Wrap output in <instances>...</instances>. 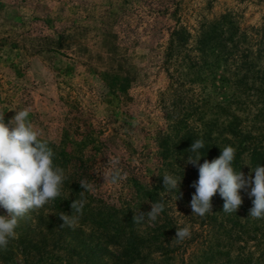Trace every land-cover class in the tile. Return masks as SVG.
<instances>
[{"label":"rangeland","instance_id":"obj_1","mask_svg":"<svg viewBox=\"0 0 264 264\" xmlns=\"http://www.w3.org/2000/svg\"><path fill=\"white\" fill-rule=\"evenodd\" d=\"M224 16L246 38L240 51L248 50L253 37L263 36L257 33L264 28V0H0V115L8 123L17 111L29 108L42 140L76 156L98 150L99 190L119 203L135 198L127 181L134 173L148 183L160 176L163 182L165 174L178 176L179 189L164 187L162 193L185 218L191 217L198 174L188 170L183 158L159 168L156 157V138L172 133L174 121L188 112L183 56L168 59L167 54L174 32L187 30L193 45L203 27ZM222 65L218 74L224 81L215 83L227 88L225 96L234 95L232 111L242 118L243 129L258 134L264 130V117L257 116L264 109V94L258 101L240 93L232 77L244 73L236 69L240 64L229 60ZM257 65L249 76L255 80L264 77V60ZM191 88L187 98L194 104L201 98L211 105L224 100L217 95L219 88L203 91L200 83ZM111 157L119 158L127 174L116 185L105 183L102 174ZM143 203L147 209L141 210L151 211V203ZM46 208L24 217L27 238L40 236L38 217ZM141 210L135 209L136 214ZM145 220L137 233L146 234L151 222ZM161 262L181 264V259ZM0 264L7 263L0 258Z\"/></svg>","mask_w":264,"mask_h":264},{"label":"trees","instance_id":"obj_2","mask_svg":"<svg viewBox=\"0 0 264 264\" xmlns=\"http://www.w3.org/2000/svg\"><path fill=\"white\" fill-rule=\"evenodd\" d=\"M259 32L263 35L261 39L253 37L245 51H240V46L246 38L239 36L238 27L228 16L203 27L193 45L188 43L190 33L187 30L173 33L167 55L168 59L183 56L181 64L187 68L183 83L190 86L184 95L188 96L191 86L200 83L203 91L213 88L215 92L219 88L217 95L224 100L211 105L201 98L194 104L192 99L185 97L186 116L174 121L172 133L156 138L159 168L175 158L187 161L189 155H194L188 149L196 139H203L205 143L200 150L201 164L205 159L211 161L219 157L225 146H232L236 149L233 167L246 178L251 173L254 179L252 169L264 166V130L258 134L244 130L242 118L232 111L237 102L234 95L225 96L227 88L216 84L224 81V76L218 74L223 62L233 60L240 64L236 69L244 72L238 73L241 77L232 76L236 78L240 93L249 99H263L264 77L258 80L249 77L255 72L257 61L264 60V28L257 34ZM235 97L239 98L238 95ZM257 116L264 117V109H259ZM49 146L55 152L54 163L65 170L68 179L61 196L46 204L47 212L38 217L40 236L27 238L22 224L27 215L19 220L15 229L17 237L9 241L7 248L0 249V258L7 264H161L165 258L176 257L181 259V264H264V219L249 217L254 199L249 198L250 187L241 190L243 203L237 212L224 213V201L217 193L212 198L210 213L185 218L184 212L163 195L161 176L159 182L156 179L154 183H148L134 173L127 181L132 183L135 201L119 203V200L106 198L99 190L98 150L76 156L65 147ZM187 166L192 174H198L196 167ZM161 171L159 169V173ZM82 180L94 182V188L81 189L79 183ZM80 199L86 200L82 211L72 209V202ZM143 201L164 204L157 221L150 220L146 234L137 233L138 223L133 222L135 209H147ZM62 212L76 218L71 226L64 225L65 230L59 219ZM0 215H6V212L0 209ZM185 226L190 227V237L174 239L176 229ZM19 231H23L22 234ZM145 250L152 253H145Z\"/></svg>","mask_w":264,"mask_h":264},{"label":"clouds","instance_id":"obj_3","mask_svg":"<svg viewBox=\"0 0 264 264\" xmlns=\"http://www.w3.org/2000/svg\"><path fill=\"white\" fill-rule=\"evenodd\" d=\"M30 109L24 108L5 122L4 115H0V208L6 215H0V249L7 248L9 241L17 237L15 229L21 218L30 211L39 209L50 201L60 197L65 181L68 179L65 170L54 163L55 152L46 140H42L40 130L30 119ZM205 147L203 139L194 140L187 160L198 170V180L192 187L189 207L192 214L201 217L212 210V198L217 193L223 199V212H237L243 203L241 190L251 191L249 198H253V206L249 210V217L264 219V166H256L246 178L244 173L233 167L236 149L225 146L221 149L219 157L211 161L205 159L201 164L200 150ZM118 157H111L102 173L105 183L118 184L126 178L119 168ZM181 179L178 176L165 174L163 183L166 190L179 189ZM81 189L91 190L94 182L80 181ZM83 197L84 193H80ZM179 196L177 197V199ZM86 200H75L72 209L82 211ZM164 210V204L152 203L151 211L139 212L133 216V222L139 223L147 218L155 221ZM59 219L64 225L71 226L75 217L62 212ZM191 235L190 227L176 229L174 239L184 240Z\"/></svg>","mask_w":264,"mask_h":264}]
</instances>
